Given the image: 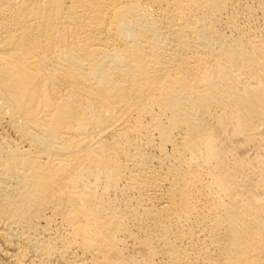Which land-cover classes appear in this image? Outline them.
Returning a JSON list of instances; mask_svg holds the SVG:
<instances>
[{
	"label": "bare ground",
	"instance_id": "6f19581e",
	"mask_svg": "<svg viewBox=\"0 0 264 264\" xmlns=\"http://www.w3.org/2000/svg\"><path fill=\"white\" fill-rule=\"evenodd\" d=\"M0 241L264 264V0H0Z\"/></svg>",
	"mask_w": 264,
	"mask_h": 264
},
{
	"label": "rangeland",
	"instance_id": "374dc122",
	"mask_svg": "<svg viewBox=\"0 0 264 264\" xmlns=\"http://www.w3.org/2000/svg\"><path fill=\"white\" fill-rule=\"evenodd\" d=\"M14 258L15 256L12 257V252L8 250V247L0 241V264H16V259ZM30 261V259H26V264H30Z\"/></svg>",
	"mask_w": 264,
	"mask_h": 264
}]
</instances>
